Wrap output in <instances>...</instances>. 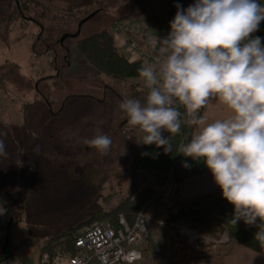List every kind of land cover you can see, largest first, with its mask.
Here are the masks:
<instances>
[{"label":"rangeland","instance_id":"1","mask_svg":"<svg viewBox=\"0 0 264 264\" xmlns=\"http://www.w3.org/2000/svg\"><path fill=\"white\" fill-rule=\"evenodd\" d=\"M20 1L27 6L25 19L15 20L14 12L10 22L1 20L14 3L0 11V139L6 151L0 156V200L12 217L0 250L8 241L13 255L26 264H39L45 247H69L64 236L69 227L81 224L78 232L104 221L93 217L112 209L134 182L157 193L160 181L148 173L140 171L132 179L128 147L139 146L143 133L118 111L125 98L143 102L149 89L140 77L117 80L96 73L74 42L102 30L111 33L122 18L146 20L142 4H157L159 9L164 0ZM209 103L204 117L208 123L220 114L218 101ZM223 114H229L225 107ZM97 126L112 138L107 155L83 142L95 135ZM175 184L173 205L178 210ZM155 195L144 209V258L134 264L192 256L212 262L233 243L225 234L215 238L185 223H167L170 213ZM191 232L197 234L193 240ZM187 246L195 250L189 253Z\"/></svg>","mask_w":264,"mask_h":264},{"label":"clouds","instance_id":"2","mask_svg":"<svg viewBox=\"0 0 264 264\" xmlns=\"http://www.w3.org/2000/svg\"><path fill=\"white\" fill-rule=\"evenodd\" d=\"M261 21L264 5L258 0H195L187 9L178 4L169 34L153 41L154 61L137 70L149 89L145 100L118 104L143 133L138 143L155 144L165 153L172 152L182 123L198 126L176 152L203 158L234 206L232 223L243 220L258 229L256 256H264V44L251 34ZM213 100L229 114L208 123L199 112ZM83 142L107 155L112 138L97 126ZM5 155L0 139V156Z\"/></svg>","mask_w":264,"mask_h":264},{"label":"trees","instance_id":"3","mask_svg":"<svg viewBox=\"0 0 264 264\" xmlns=\"http://www.w3.org/2000/svg\"><path fill=\"white\" fill-rule=\"evenodd\" d=\"M3 2V5L1 3ZM11 3L15 7L10 11L8 16L1 15L3 22H10L13 19V13H17L16 19H25L26 4L20 0H1L0 11L2 7L11 8ZM195 3L192 2L191 4ZM189 4L184 9H187ZM145 19L152 24L162 27L169 26L174 17L165 19L160 15L157 4H142ZM2 14V12H0ZM42 30L43 27L40 26ZM56 44V41H55ZM75 49L83 56L91 68L98 74H103L109 78L124 80L130 78H139L138 69L141 64L138 61L129 60L124 54L120 53L116 47L114 37L108 30H102L93 33L84 38H78L74 42ZM183 111V108L181 107ZM204 108L199 112L202 116ZM196 125L187 126L182 123L180 134L172 139V152L165 153L163 147L157 148L155 144H141L137 147L129 145V162L133 174V181L138 172H145L153 176L155 180L162 181L168 175L171 181L181 184L186 178L202 174L209 170L204 163L203 158L193 159L176 152L177 146L187 137L191 139ZM167 137L169 134L164 132ZM160 184V183H159ZM155 190L152 186L137 187L136 183L130 187L129 192L109 211L98 212L93 218L104 219L116 227L118 216L124 215L128 223H132L141 209L147 202L154 198ZM179 209L175 213H170L167 223H185L192 228L201 229L205 233L221 237L225 234L228 240L235 244L241 245L255 252L261 251L260 243L254 238L258 229L249 226L243 220L238 221L235 225L232 223L234 206L230 204L222 195L220 187L216 184L211 190L202 193L188 201H181ZM259 223V221H257ZM12 224V219L9 228ZM81 224L69 227L65 232V237L69 243L77 234ZM5 241V240H4ZM4 244V243H3ZM51 247H45L44 250H50ZM195 249L187 246V251L192 253ZM42 252V251H41ZM11 252L8 250V242L0 250V260ZM196 258L195 256H192ZM181 258V257H180ZM184 259V258H181Z\"/></svg>","mask_w":264,"mask_h":264},{"label":"built area","instance_id":"4","mask_svg":"<svg viewBox=\"0 0 264 264\" xmlns=\"http://www.w3.org/2000/svg\"><path fill=\"white\" fill-rule=\"evenodd\" d=\"M264 5V0H258ZM170 32L169 26H156L147 20L136 18L119 19L112 26L118 51L131 61H138L141 66L154 61L153 41L166 37ZM264 34V21L260 22L258 31L251 34ZM176 184L170 175L163 179L155 195L163 210L175 213L173 205ZM147 205V204H145ZM145 205L141 207L134 221L128 223L125 216L120 214L116 227L108 221H95L84 227L74 236L69 247L40 252L39 264H134L143 257V243L148 236ZM11 212L0 200V244L3 245L11 222ZM197 237L191 232L190 240ZM4 247V246H3ZM0 264H26L21 259L7 254Z\"/></svg>","mask_w":264,"mask_h":264},{"label":"crops","instance_id":"5","mask_svg":"<svg viewBox=\"0 0 264 264\" xmlns=\"http://www.w3.org/2000/svg\"><path fill=\"white\" fill-rule=\"evenodd\" d=\"M258 37L262 38V44H264V34ZM218 105L220 114L215 119H222L224 118V106L220 105L219 103ZM209 108L210 103L206 108H204V112L202 115L203 118L206 116L207 112L209 111ZM225 110L227 109L225 108ZM110 114H112V112H110ZM54 115L55 113L52 112L51 119H55V117H53ZM110 117H107V121ZM111 118L108 121L110 124L113 123V119ZM125 122L128 123L127 118ZM215 185L216 183L214 181L212 173L210 172V170H207L202 174L186 178L181 184H179V189L175 197L178 198L179 201H188L202 193L211 190ZM151 206L156 209L157 204L153 202ZM256 254L257 252L251 249H248L235 243H231L228 245V249L225 250L222 255H217V257L215 258L216 261L208 262L209 258H184L168 260L165 262H158L157 264H264V256H256ZM143 258L144 252L142 259Z\"/></svg>","mask_w":264,"mask_h":264},{"label":"water","instance_id":"6","mask_svg":"<svg viewBox=\"0 0 264 264\" xmlns=\"http://www.w3.org/2000/svg\"><path fill=\"white\" fill-rule=\"evenodd\" d=\"M195 0H166L164 3H162L159 6V13L162 15L165 19H170L176 15L177 12V5L179 4L181 9H184L189 4L194 2ZM79 33L73 35L74 37L78 36ZM63 41V38L61 39V42ZM9 230L6 233V238L8 237ZM8 241H6L7 244Z\"/></svg>","mask_w":264,"mask_h":264},{"label":"flooded vegetation","instance_id":"7","mask_svg":"<svg viewBox=\"0 0 264 264\" xmlns=\"http://www.w3.org/2000/svg\"><path fill=\"white\" fill-rule=\"evenodd\" d=\"M166 0H164V1H162L161 3H159V5L158 6H160L162 3H164Z\"/></svg>","mask_w":264,"mask_h":264}]
</instances>
